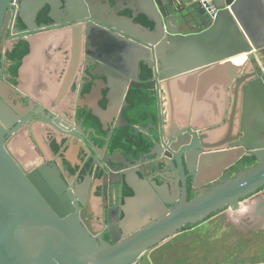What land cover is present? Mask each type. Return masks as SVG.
Here are the masks:
<instances>
[{
    "label": "water",
    "instance_id": "95a60500",
    "mask_svg": "<svg viewBox=\"0 0 264 264\" xmlns=\"http://www.w3.org/2000/svg\"><path fill=\"white\" fill-rule=\"evenodd\" d=\"M11 1L0 0V32ZM48 2L27 0L34 8ZM129 2L154 25L123 23L132 37L144 43L148 68L156 71L162 108L164 113L168 111L166 124L178 126L167 136L169 149L184 152L182 160L193 153L194 168L183 164L189 185L193 190L209 187L190 200L185 191L181 195L176 192L175 206L168 209L165 203L172 200H160L151 187L169 177L171 169L165 157L143 163L107 162L110 173L100 177L105 182L103 193L114 187L123 217L116 222V240H97L81 226L71 204L55 195L51 180L45 182L39 172L29 173L32 167L18 161L13 138L6 141L11 123L0 117V264H140L145 252L178 235L174 234L185 225L200 223L224 209H236L241 199L264 187V71L256 73L251 57L264 49V0ZM185 28L195 32L183 34ZM74 35L68 28L28 36L29 52L18 68L23 83L17 90L28 93L44 88L45 77H50L47 64L61 62V53L55 51L58 45L72 40L73 47L80 50V39ZM141 54L135 49L122 51L126 59H132L134 68L139 60L146 64ZM243 54L245 62L239 71L232 59ZM44 63L37 81L24 80L32 66ZM213 77L218 79L217 91L224 93V103L220 98L206 102L204 96L194 100L188 96L195 84L205 94L209 89L206 80ZM249 155L256 159L254 165L220 181L225 171ZM177 163L182 172L181 160ZM112 173L117 180L112 179ZM122 184L132 192L124 201ZM179 185L183 187L185 179L175 177L177 190Z\"/></svg>",
    "mask_w": 264,
    "mask_h": 264
},
{
    "label": "flooded vegetation",
    "instance_id": "af4514ba",
    "mask_svg": "<svg viewBox=\"0 0 264 264\" xmlns=\"http://www.w3.org/2000/svg\"><path fill=\"white\" fill-rule=\"evenodd\" d=\"M7 12L0 32L3 33L0 84L4 85H0V117L11 123L6 141L13 138V151L20 163L32 167L29 173L39 172L42 180H51L55 195L71 204L87 232L108 243L118 238L116 222L122 219L123 213L118 210L121 204L115 202L114 187L103 193L105 182L101 178L110 173L107 162L143 163L165 157L171 169L169 177L151 187L160 200H172L165 203L168 209L175 206L176 192L181 195L185 191L186 199L190 200L209 187L193 190L189 185L183 164L184 168H194L193 153L182 160L184 152L179 154V150L169 149L167 136L178 126L172 127L173 124L167 122V127L168 111H163L162 91L155 69L148 68L144 43L132 37L123 25L128 21L154 27L134 3L129 0H49L34 8L27 0H12ZM68 28L80 39V50L73 47L72 40L61 42L55 49L61 53V62L47 64L50 77L44 76L46 86L28 93L17 90L23 83L18 68L29 52L28 36ZM124 48L142 51L146 64L139 60L134 68L132 59L129 61L122 55ZM43 67L46 63L32 66L24 80H31L33 84L41 70L43 74ZM254 69L258 74L263 71L257 62ZM93 71L96 74L92 75ZM172 158L175 163L170 162ZM245 158L251 159L252 165L256 163L253 156H244L224 172L220 181L246 167ZM111 177L118 178L115 173ZM175 177L178 181L185 179V185H179L178 190L174 186ZM121 189L124 201L132 192L125 184ZM252 195H257L264 204V187ZM200 223L185 225L174 235Z\"/></svg>",
    "mask_w": 264,
    "mask_h": 264
},
{
    "label": "rangeland",
    "instance_id": "374dc122",
    "mask_svg": "<svg viewBox=\"0 0 264 264\" xmlns=\"http://www.w3.org/2000/svg\"><path fill=\"white\" fill-rule=\"evenodd\" d=\"M256 197L158 244L139 258L140 264L264 263V204Z\"/></svg>",
    "mask_w": 264,
    "mask_h": 264
},
{
    "label": "crops",
    "instance_id": "0c3cea01",
    "mask_svg": "<svg viewBox=\"0 0 264 264\" xmlns=\"http://www.w3.org/2000/svg\"><path fill=\"white\" fill-rule=\"evenodd\" d=\"M195 32V29L192 28H185L182 30L183 34L193 33ZM262 50L255 51L251 54L252 57H254L255 61L258 63V65L262 68L264 71V52H261ZM207 86L209 87L208 91H205V94H202L198 91V86L195 84L194 89L191 92H188V96L192 95L193 100L197 99L199 96H204L206 99L204 101L208 102H218L219 98L224 103V93L222 91H217L218 88V79L216 77L213 78H207Z\"/></svg>",
    "mask_w": 264,
    "mask_h": 264
},
{
    "label": "bare ground",
    "instance_id": "6f19581e",
    "mask_svg": "<svg viewBox=\"0 0 264 264\" xmlns=\"http://www.w3.org/2000/svg\"><path fill=\"white\" fill-rule=\"evenodd\" d=\"M245 55H240L239 57H236L234 59H232V62H234L235 66L237 67V69L240 71L244 62H245Z\"/></svg>",
    "mask_w": 264,
    "mask_h": 264
},
{
    "label": "trees",
    "instance_id": "16d2710c",
    "mask_svg": "<svg viewBox=\"0 0 264 264\" xmlns=\"http://www.w3.org/2000/svg\"><path fill=\"white\" fill-rule=\"evenodd\" d=\"M245 161L248 163L247 166H250L253 164V161H251V159L249 160L248 158H245Z\"/></svg>",
    "mask_w": 264,
    "mask_h": 264
}]
</instances>
